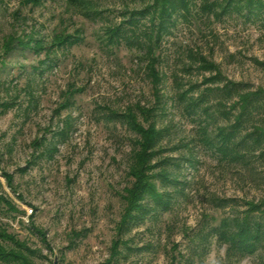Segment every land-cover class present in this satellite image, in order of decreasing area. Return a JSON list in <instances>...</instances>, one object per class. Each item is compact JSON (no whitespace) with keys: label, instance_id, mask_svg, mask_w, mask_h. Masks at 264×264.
<instances>
[{"label":"rangeland","instance_id":"374dc122","mask_svg":"<svg viewBox=\"0 0 264 264\" xmlns=\"http://www.w3.org/2000/svg\"><path fill=\"white\" fill-rule=\"evenodd\" d=\"M88 1L85 12L100 15L70 0H0V198L13 207L0 203V234L13 240L0 239V264H16L15 255L29 264H261L264 249L228 254L212 229L264 199V160L219 161L178 95L212 86L209 63L230 82L264 88V15L229 10L217 19L193 0L191 16L163 38L153 84L137 53L104 35L151 0ZM56 34L78 40L48 50ZM8 36L26 45L15 41L5 54ZM136 104L156 108L155 126L167 131L154 161L177 160L179 183L165 187L166 209L145 197L121 228L140 137L115 114ZM147 120L137 113L143 128Z\"/></svg>","mask_w":264,"mask_h":264},{"label":"trees","instance_id":"16d2710c","mask_svg":"<svg viewBox=\"0 0 264 264\" xmlns=\"http://www.w3.org/2000/svg\"><path fill=\"white\" fill-rule=\"evenodd\" d=\"M70 2L78 5L84 12L92 8L89 7L88 0ZM192 2L193 0H151L140 10L131 12L125 10L123 16L128 14L129 19L117 26L106 27L105 39L109 45L124 44L134 50L137 53L136 59L145 65L144 71L155 82L153 84H156L159 82L158 67L161 62L158 52L163 38L171 34L177 17L186 20L191 16ZM243 9H246L250 16L261 17L264 15V0H201L199 7L202 14L213 15L217 19L229 10L241 12ZM85 13L87 16L100 15V12L92 10ZM146 18L147 24L143 23ZM124 24L127 25V29L124 28ZM75 34H78L77 30ZM77 40L78 37L75 35L56 34L48 50L72 45ZM15 41L17 46L26 45L13 36H8L2 46L5 54L15 48ZM35 45L37 49H41V42H36ZM188 53L191 61L204 63L201 57L192 56V51ZM258 65L264 67V63ZM208 69L214 75L205 81L212 86L205 88L195 98L192 96V89L178 95L186 116L193 118L198 124L199 141L217 156L219 161L229 164L247 165L250 158L264 160V88L253 90L244 83L230 82L222 78L211 63L208 64ZM154 93L155 104H158L156 88ZM154 109L156 108L144 110L136 104L128 106L123 113L115 114L140 137L136 144L139 148L132 155L130 175L134 181L126 192L127 197L124 198L126 207L121 228L135 219L134 214L145 197L150 198L155 208L166 209L169 206L170 194L164 189L168 185L176 186L179 183L177 173L174 171L178 170L177 160L166 157L159 162L154 161L166 151L159 146L167 131L156 128L157 118L154 116ZM137 113L144 115L146 121L152 118L153 122H150L147 128H143L136 121ZM186 161L192 163L189 159ZM3 177L9 186L11 178L7 175ZM0 203L8 210H13L7 200L0 198ZM244 207L240 212L232 211L230 217L220 220L212 229V234L221 244L227 246V252L231 255H253L258 249H264V199L258 203H244ZM0 239L13 242L12 238L1 234ZM1 248L0 246V250ZM11 257L16 264H29L21 255ZM173 262L175 259L172 257L171 263ZM261 264H264V257Z\"/></svg>","mask_w":264,"mask_h":264},{"label":"water","instance_id":"95a60500","mask_svg":"<svg viewBox=\"0 0 264 264\" xmlns=\"http://www.w3.org/2000/svg\"><path fill=\"white\" fill-rule=\"evenodd\" d=\"M54 264H56V262Z\"/></svg>","mask_w":264,"mask_h":264}]
</instances>
